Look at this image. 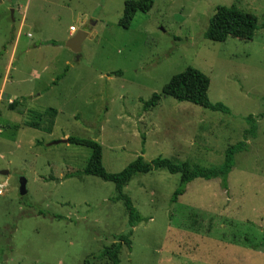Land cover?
<instances>
[{"label": "rangeland", "instance_id": "obj_1", "mask_svg": "<svg viewBox=\"0 0 264 264\" xmlns=\"http://www.w3.org/2000/svg\"><path fill=\"white\" fill-rule=\"evenodd\" d=\"M127 1L137 0H0V264H111L94 257L130 232L121 264H264V0H154L126 30ZM220 6L258 17L252 41L205 38ZM72 27L87 34L79 60L67 48ZM189 67L210 79V102L229 115L170 97L145 110ZM249 116L257 137L245 141ZM69 137L99 143L111 174L139 156L212 168L230 146L247 150L228 190L196 180L176 204L180 175L135 176L124 192L144 221L130 229L113 183L65 178L91 156L52 145Z\"/></svg>", "mask_w": 264, "mask_h": 264}, {"label": "trees", "instance_id": "obj_2", "mask_svg": "<svg viewBox=\"0 0 264 264\" xmlns=\"http://www.w3.org/2000/svg\"><path fill=\"white\" fill-rule=\"evenodd\" d=\"M154 6V0H137L127 1L120 26L129 30L136 15L138 13L148 14ZM259 27V19L256 15L240 10L235 6H220L216 9L215 14L210 20L209 28L205 34V38L211 42L224 43L228 38H235L240 41L249 42L254 39L255 33ZM69 68L59 75L53 83L57 85L66 77ZM121 75V73H119ZM211 81L202 72L189 67L185 72L175 75L170 82L163 88L161 94H154L152 99L145 104V110L149 111L157 107L162 98H174L181 103H191L213 112H221L229 115L230 111L222 104H212L209 99ZM17 106V102L10 105L13 110ZM52 119L55 120L58 112L55 109L49 110ZM261 116H264L262 114ZM42 120V115L38 116ZM249 129L245 132V141L248 138L255 139L257 137V119L254 116L247 117ZM52 127L45 132L52 133ZM35 130H40L39 125L31 124L29 126ZM68 144L86 147L91 150V156L86 168L66 175L65 178H76L83 180L87 176H93L104 182L113 183L115 185L116 197L114 201L122 202L129 218L130 229H134L138 224L144 221L143 217L136 210L132 199L124 192L125 188L130 184L132 179L140 174H149L153 171L164 170L171 175H180V186L175 191L171 203L176 204L182 196L187 192L188 186L196 180L212 181L221 179L223 189L228 190V178L233 172L236 161V155L246 152L247 143L242 142L230 146L225 152V159L222 165L212 168H202L194 166L191 162L174 163L169 159L158 158L151 162H147L143 156H139L133 163L126 167L122 172L111 174L107 172L103 164V147L93 140L69 137ZM50 179H54L52 175ZM58 220L62 217H56ZM131 232L128 235L118 237L119 243L103 249L94 257L95 261H109L111 264H121L120 252L122 246L125 245L130 251L132 250V242L130 239ZM264 247V239L261 244ZM89 263V259L86 260Z\"/></svg>", "mask_w": 264, "mask_h": 264}, {"label": "water", "instance_id": "obj_3", "mask_svg": "<svg viewBox=\"0 0 264 264\" xmlns=\"http://www.w3.org/2000/svg\"><path fill=\"white\" fill-rule=\"evenodd\" d=\"M87 38V34L84 32H79L73 39L68 41L67 48H69L74 54H76L77 59L79 60L82 52V45ZM58 144H68V139H64L58 142H54L52 145ZM2 175H7V172L1 173ZM20 194L21 196L27 195V181L22 179L20 183Z\"/></svg>", "mask_w": 264, "mask_h": 264}, {"label": "crops", "instance_id": "obj_4", "mask_svg": "<svg viewBox=\"0 0 264 264\" xmlns=\"http://www.w3.org/2000/svg\"><path fill=\"white\" fill-rule=\"evenodd\" d=\"M73 28V27H72ZM71 33H70V37L72 38V37H74L75 36V33H76V30L74 31V32H72V31H70ZM70 41V40H69ZM12 99H14V98H12ZM10 102H11V100H10ZM14 102H16V101H14Z\"/></svg>", "mask_w": 264, "mask_h": 264}, {"label": "built area", "instance_id": "obj_5", "mask_svg": "<svg viewBox=\"0 0 264 264\" xmlns=\"http://www.w3.org/2000/svg\"><path fill=\"white\" fill-rule=\"evenodd\" d=\"M75 31V29L74 28H72V32H74Z\"/></svg>", "mask_w": 264, "mask_h": 264}]
</instances>
